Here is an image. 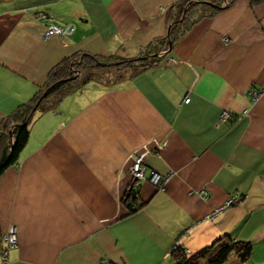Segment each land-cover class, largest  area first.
I'll return each mask as SVG.
<instances>
[{
    "label": "crops",
    "instance_id": "obj_1",
    "mask_svg": "<svg viewBox=\"0 0 264 264\" xmlns=\"http://www.w3.org/2000/svg\"><path fill=\"white\" fill-rule=\"evenodd\" d=\"M174 1L0 0V119L77 50L137 54L166 33ZM40 11L74 31L44 38ZM163 142L144 162L170 177L142 180L144 204L126 214L132 154ZM10 224L6 264H173L174 242L194 252L224 233L252 242L244 264H264V2L236 0L133 79L89 82L37 113L0 176L1 231Z\"/></svg>",
    "mask_w": 264,
    "mask_h": 264
},
{
    "label": "trees",
    "instance_id": "obj_2",
    "mask_svg": "<svg viewBox=\"0 0 264 264\" xmlns=\"http://www.w3.org/2000/svg\"><path fill=\"white\" fill-rule=\"evenodd\" d=\"M234 1L236 0L174 1L168 8L166 33L150 41L136 56H123L117 53L96 54L77 50L72 55L60 59L49 68L45 81L32 96L0 119V176L10 165L19 163L21 152L30 135V123L37 113L54 109L65 96L89 82L112 85L133 79L147 68L158 64L164 53L169 51L197 21L203 17L213 16L231 6ZM247 1L252 7L264 2ZM163 48L168 49L159 55ZM70 59H75L72 64ZM121 200L126 208V214L138 210L144 204L134 195L133 189L126 190ZM5 248L0 230V255L7 253V251L4 253ZM252 251L250 240L234 239L224 233L194 252H189L180 245L177 249L174 248L171 254L173 264H224L231 254L236 256L240 264H244Z\"/></svg>",
    "mask_w": 264,
    "mask_h": 264
},
{
    "label": "built area",
    "instance_id": "obj_3",
    "mask_svg": "<svg viewBox=\"0 0 264 264\" xmlns=\"http://www.w3.org/2000/svg\"><path fill=\"white\" fill-rule=\"evenodd\" d=\"M39 18H41L44 21V32H43V37H48L49 35H54L57 34L58 36H64L67 34H70L71 32L74 31L75 29V24L73 22L68 23L66 26H61V25H56L51 21V17L44 11H41L38 13ZM254 94H256L254 92ZM184 101H188L189 100V96L187 94H185L184 96ZM222 116L223 119L225 117H229L230 116V112L227 110H223L222 111ZM158 146V144H157ZM145 146L143 147V149L141 151H134L133 153V160H132V166H131V172L133 173L134 177V182L137 183L136 181L140 180V179H148L151 180L155 183H159L160 187L164 185V183L168 180V178L170 177V174H162L160 173L157 169L155 168H150L147 169V167L144 164V154L146 153L144 151ZM156 151V150H155ZM146 170H150V174H148L146 172ZM154 176L156 178H154ZM237 200V196L236 195H230L229 198L226 200V206L231 205L233 203H235ZM219 207V206H218ZM214 208L211 213L209 214V216H213L216 214V212H218V210L220 208ZM220 212V211H219ZM215 213V214H214ZM16 233V227L14 225H12L10 230H7L6 233H8V238H6L4 240L5 242V246H6V250L8 251L9 249H11V247H13V245L10 243V241H12V236H14V234L12 236H10V233ZM10 245V246H9ZM12 245V246H11ZM180 246V244L176 241L172 244V249L174 248H178ZM6 255V254H5ZM2 258H4V254L1 255ZM100 263H105L107 264V258L106 257H102L100 259Z\"/></svg>",
    "mask_w": 264,
    "mask_h": 264
},
{
    "label": "rangeland",
    "instance_id": "obj_4",
    "mask_svg": "<svg viewBox=\"0 0 264 264\" xmlns=\"http://www.w3.org/2000/svg\"><path fill=\"white\" fill-rule=\"evenodd\" d=\"M70 23V22H69ZM68 23H66L65 25H62V26H66ZM44 32V31H43ZM54 35H57V34H54ZM49 36H52V35H49ZM58 36V35H57ZM65 36V35H64ZM58 37H61V36H58ZM63 37V36H62ZM168 48H163V49H161L160 51H159V53L160 52H165L166 50H167ZM138 54V53H137ZM137 54H135V55H132V56H136ZM72 55V54H71ZM68 56H70V55H68ZM71 61V64L73 63V61L75 60V59H70ZM110 74V73H109ZM187 95H188V93H186ZM189 96V95H188ZM189 99H190V97H189ZM189 101V100H188ZM188 101H184V97H182V100H181V103L182 102H184V103H186V102H188ZM230 117H225L224 119H223V116H222V112L220 113V116H219V122H225V121H227L228 119H229ZM165 143L166 142H163V143H160V144H158V146L156 145L153 149H149L146 145H143V147L145 146V148H147V149H144V151L146 152L144 155H146L147 153H149V152H151L152 150L154 151V150H156L155 152L156 153H158L159 152V150H160V148H162L164 145H165ZM133 155V154H132ZM144 164H145V162H144ZM131 166H132V163H131ZM145 166L147 167V169H150V168H153V167H148L146 164H145ZM146 172L148 173V174H150V170H146ZM168 174H170L171 175V173H167V175ZM134 175H133V173L131 172V175H130V179H129V182H128V185H126V187H125V191L126 190H128V191H130L131 189H133L134 190V195H136V196H138V194H139V192L137 191V189H136V187L140 184V182L142 181V180H145V181H148L150 184H152L154 187H156V188H161V187H163V186H161L160 187V185H159V183H155V182H153V181H151V180H148V179H140L139 181L137 180L136 182L137 183H135L134 182ZM156 178V177H155ZM124 191V192H125ZM202 191V189L200 190V192ZM124 194V193H123ZM233 195H236V193H234ZM123 196V195H122ZM219 207L218 208H220L219 210H218V212L219 211H222V209L223 208H225V207H227L226 206V200L223 202V203H221L220 205H218ZM218 212H216V214L218 213ZM215 214V213H214ZM215 214V215H216ZM215 215H213V216H215ZM213 216H208L209 218H212ZM11 227H12V225L10 224L7 228H6V230L5 231H1V233H2V239L3 240H5L6 238H8V233H6L7 232V230H10L11 229ZM1 230V229H0ZM14 234V236H12ZM10 236H12V241H10V243L13 245V247H11V248H14V247H16L17 245H18V234H17V231H16V233H10ZM5 243V242H4ZM11 245V246H12ZM10 246V245H9ZM175 249H177V248H175ZM173 249L171 248V251H172ZM232 255H234V254H232ZM5 257L4 258H2V260H1V258H0V264H6V255H4ZM108 261V260H107ZM228 261H230V259L228 260ZM109 262V261H108ZM110 263V262H109ZM100 264H105V263H100Z\"/></svg>",
    "mask_w": 264,
    "mask_h": 264
},
{
    "label": "bare ground",
    "instance_id": "obj_5",
    "mask_svg": "<svg viewBox=\"0 0 264 264\" xmlns=\"http://www.w3.org/2000/svg\"><path fill=\"white\" fill-rule=\"evenodd\" d=\"M154 178H155V176H154Z\"/></svg>",
    "mask_w": 264,
    "mask_h": 264
}]
</instances>
